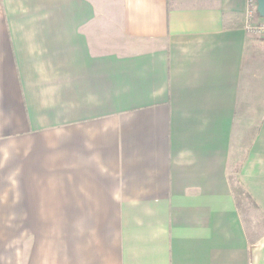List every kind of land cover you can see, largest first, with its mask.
Here are the masks:
<instances>
[{
	"label": "crops",
	"instance_id": "crops-1",
	"mask_svg": "<svg viewBox=\"0 0 264 264\" xmlns=\"http://www.w3.org/2000/svg\"><path fill=\"white\" fill-rule=\"evenodd\" d=\"M243 10L0 0V264H264Z\"/></svg>",
	"mask_w": 264,
	"mask_h": 264
},
{
	"label": "built area",
	"instance_id": "built-area-1",
	"mask_svg": "<svg viewBox=\"0 0 264 264\" xmlns=\"http://www.w3.org/2000/svg\"><path fill=\"white\" fill-rule=\"evenodd\" d=\"M257 0H244V29L254 38L264 39V17L257 11Z\"/></svg>",
	"mask_w": 264,
	"mask_h": 264
},
{
	"label": "water",
	"instance_id": "water-1",
	"mask_svg": "<svg viewBox=\"0 0 264 264\" xmlns=\"http://www.w3.org/2000/svg\"><path fill=\"white\" fill-rule=\"evenodd\" d=\"M257 11L261 17H264V0H257Z\"/></svg>",
	"mask_w": 264,
	"mask_h": 264
}]
</instances>
